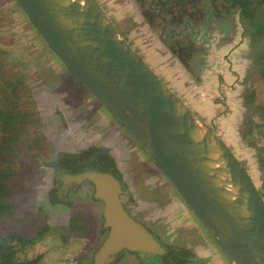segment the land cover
Masks as SVG:
<instances>
[{"label": "rangeland", "instance_id": "rangeland-1", "mask_svg": "<svg viewBox=\"0 0 264 264\" xmlns=\"http://www.w3.org/2000/svg\"><path fill=\"white\" fill-rule=\"evenodd\" d=\"M97 1L142 59L222 138L264 195V172L256 150L257 146L264 147V135L254 127L264 120V39L242 25L237 13L193 23L189 15H158L159 11L149 6L150 1L156 0H146L148 4L140 0ZM257 17L259 22L264 21L262 10ZM177 44L183 52L196 53L193 61H187L189 67L179 61L174 51ZM51 71L66 78L62 83L66 88L70 74L63 63L15 0H0V79L2 86L8 87L6 93L0 89V112L8 119L13 102L19 120L13 126L17 127L15 130L7 127V120H0V171L7 168L4 175L13 205L0 220V235L13 233L26 240L38 236L47 226L50 232L26 249L28 256L43 254V264H81L82 258H93L105 238L101 235L104 205L94 199L91 191L84 196L73 195L67 202L51 203L48 193L54 173L45 161L55 151L46 141L33 147L31 141L36 133L25 131L32 122L35 100L32 88H25L24 77L44 76L53 81ZM202 76L211 79L202 80ZM10 84L17 87L16 95L9 94ZM203 97L209 103L205 109L198 106ZM93 106L101 104L95 101L77 114L92 115L93 141L81 139L73 147L78 148L75 151L96 147L100 136L106 137L103 142L109 144L111 152L115 151L117 167L129 191L124 197L129 214L165 243L189 250L199 248L209 255L206 261L229 264L169 180L126 130H119L120 125L110 120L109 113L105 122L110 123L113 133L109 134L111 137L102 133L106 123ZM22 112L28 114L24 127L20 124ZM13 134L20 137L4 155L7 136ZM166 210L169 216L164 214ZM206 261L196 264H209ZM134 262L136 259L129 264Z\"/></svg>", "mask_w": 264, "mask_h": 264}, {"label": "water", "instance_id": "water-1", "mask_svg": "<svg viewBox=\"0 0 264 264\" xmlns=\"http://www.w3.org/2000/svg\"><path fill=\"white\" fill-rule=\"evenodd\" d=\"M46 45L160 169L229 264H264V195L220 136L126 41L97 0H15ZM94 184L109 234L96 256L166 250L126 210L111 175Z\"/></svg>", "mask_w": 264, "mask_h": 264}, {"label": "flooded vegetation", "instance_id": "flooded-vegetation-1", "mask_svg": "<svg viewBox=\"0 0 264 264\" xmlns=\"http://www.w3.org/2000/svg\"><path fill=\"white\" fill-rule=\"evenodd\" d=\"M140 1L148 4L146 0ZM149 6L151 9L159 11L158 15H189L190 19H193V23H196L198 19L204 22H209L211 19H219L222 15H233L232 12L227 9L225 5H223L222 0H156L153 2L150 1ZM148 14L149 13H147L145 16L148 17ZM183 38L186 39V37ZM181 48L182 47L177 44V49L174 51L177 53L180 59L179 61H182L188 65L187 61H193V58L195 57L194 55L196 53H193L192 50L190 52H183ZM66 70L68 74H70V76L67 77L68 87L66 86V88L62 85L63 80H66V78L63 79L59 75L60 73H57L56 71H51L54 75V82L51 81V78L44 76L28 78L24 77L25 88L28 86L32 88V94L35 100L32 103V122H29L30 127L25 131L31 130L32 133H36V137H34L31 141L33 147H36L40 141H46L51 145L52 152L55 151V154L52 156V158L49 161H45L48 163V166H51L54 173L52 189L48 193L51 203L59 204L67 202L73 195L84 196L87 192L91 191L94 195V199L98 202H101L105 209V204L95 198L96 190L92 182L84 181L81 184H76L69 182L66 178L68 176L75 177L89 172L106 173L113 176L120 183V185L124 187V189H128L124 176L121 173L119 175V172L121 171L118 169L116 164V159L114 157L115 151L111 152V148L107 146L109 144L103 142V139L106 138L104 135L100 136V140L98 142L99 144L96 147L85 146L81 150L75 151L78 149L73 147V144L76 143V141H80L81 139H85L86 141L89 139V143L93 141V128L91 127H94L92 124V115L85 114L77 117V114H80L81 111L84 110V107L92 106V104H94V102L97 100L67 68ZM188 70L191 73L192 69L190 70L188 68ZM44 79H48L50 81L45 82ZM62 94L64 97H62L63 101L61 102ZM70 98L73 99L71 100ZM10 108L11 113L9 114L8 119H6L3 113L0 112V120H7V124L10 125L7 127L9 129L15 130L17 127L13 126L19 123V120L17 114H15V107L11 105ZM93 108H95L96 113L101 115L102 121L105 122L108 119L107 116L109 114L102 107V105L101 107L93 106ZM109 116L111 118L110 120L113 123H116L112 116ZM27 121L28 114H24V112H22V116L20 118L21 126H27ZM105 123L106 127L105 129H102V133L109 136V134L111 135L112 132L111 126L110 123ZM116 125H118V123ZM120 127L121 128H119V130H122V126ZM116 130L119 132L118 129ZM17 137L20 136L16 134H13V136H7L6 141L11 139V142H16ZM114 137L116 138V136ZM111 139L114 141L113 137ZM103 152L107 153L105 156L106 158L110 157L114 160L115 166L119 172H117L113 166L112 168L109 167L108 169L103 168V165L107 164L103 162L102 158L99 156L103 154ZM82 154L85 155L83 156ZM76 156L80 157L75 159ZM99 163L100 166H98ZM52 190L56 192L55 194L58 198L56 202L52 201L50 197V192ZM127 195H129V193L121 195L123 204L124 197ZM103 220L104 223L101 227V235L105 237L103 240L104 243L109 234V229L105 227V219ZM146 229H148V231L166 250L164 254H146L142 256V254L138 252L133 253L129 251H123L120 252V254L110 264H129V261L132 262L134 259H136V262L132 264H196L197 261L199 263L201 260L202 263L206 261L205 258L198 256L192 250L190 253V250L187 248L165 243L163 239L154 234L151 229ZM103 243L100 245L93 258H82L81 264H99L96 261V256ZM214 261H206V263L215 264L216 262L214 263Z\"/></svg>", "mask_w": 264, "mask_h": 264}, {"label": "trees", "instance_id": "trees-1", "mask_svg": "<svg viewBox=\"0 0 264 264\" xmlns=\"http://www.w3.org/2000/svg\"><path fill=\"white\" fill-rule=\"evenodd\" d=\"M222 1L223 5H225L227 9H229L232 13H237L239 15L242 25L246 26L248 30L253 31V34L256 37H261L264 39V21L259 22L257 17L258 13H260L261 10L263 11L264 17V0ZM262 77L264 78V71L262 73ZM2 84L3 81L0 79V89L4 90L3 92L6 93V88L8 87L2 86ZM9 87H11V90H9V94L16 95L17 87L14 84H10ZM246 104L248 103L246 102ZM11 105L14 107L13 103H11ZM2 113L4 114V112ZM255 126L259 129L258 132L260 133V135H264V120L260 124H255L254 127ZM12 143L13 142H11V139H8L6 141L7 147H3L4 155L10 150V148H12ZM256 150L258 152L259 165L262 169V172H264V147L257 146ZM82 155L84 156L85 154ZM106 155V152H103V154L99 155L102 158V161L107 163L103 165V168L108 169L109 167L112 168L113 166L115 170L119 172V170L115 166L114 160L110 157L106 158ZM79 157L80 156H76L75 159H78ZM98 166H100V163L98 164ZM4 173H7V168L0 171V220H2L9 214L13 207L8 197V186L6 184L7 178ZM55 193L56 192L53 190L50 192V197L54 202H56V200L58 199ZM48 232H50V229L46 226L42 229L38 236L26 240L20 236H16L13 233L0 235V264H43V254H38L36 256H28L30 255V253H26V249L29 246L38 243L41 239L46 236ZM189 252L191 253L192 251L190 250Z\"/></svg>", "mask_w": 264, "mask_h": 264}, {"label": "crops", "instance_id": "crops-1", "mask_svg": "<svg viewBox=\"0 0 264 264\" xmlns=\"http://www.w3.org/2000/svg\"><path fill=\"white\" fill-rule=\"evenodd\" d=\"M213 58H214V56H213ZM220 60V59H219ZM145 61V60H144ZM148 66H149V64H148ZM150 67V66H149ZM151 68V67H150ZM152 69V68H151ZM153 70V69H152ZM155 73H156V75L158 76V77H160L161 79H162V77L160 76V74L156 71V70H153ZM205 72V71H204ZM203 72V73H204ZM208 74H209V72H208ZM190 76V75H189ZM203 77V76H202ZM211 79L210 78V76H204L203 77V79L202 80H209V79ZM163 80V79H162ZM199 80V79H198ZM164 81V80H163ZM165 82V81H164ZM167 85H168V82H165ZM169 86V85H168ZM169 88H170V86H169ZM170 89H172V88H170ZM180 97V96H179ZM209 105V103L207 102V100L205 99V97H203V99L201 100V101H199V103H198V106H200V107H202V109H205L207 106ZM222 139V138H221ZM166 216H169V211L168 210H166L165 211V213H164ZM192 250H194V252L198 255V256H202V257H204V258H208L209 257V255L208 254H204L203 252H201L200 250H199V248H197V249H192ZM216 262V264L218 263V260L217 261H215Z\"/></svg>", "mask_w": 264, "mask_h": 264}]
</instances>
